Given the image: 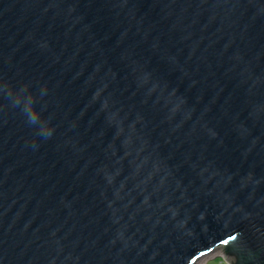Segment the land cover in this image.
Listing matches in <instances>:
<instances>
[{"label": "water", "instance_id": "95a60500", "mask_svg": "<svg viewBox=\"0 0 264 264\" xmlns=\"http://www.w3.org/2000/svg\"><path fill=\"white\" fill-rule=\"evenodd\" d=\"M264 264V0H0V264Z\"/></svg>", "mask_w": 264, "mask_h": 264}, {"label": "rangeland", "instance_id": "374dc122", "mask_svg": "<svg viewBox=\"0 0 264 264\" xmlns=\"http://www.w3.org/2000/svg\"><path fill=\"white\" fill-rule=\"evenodd\" d=\"M223 247H218L212 254L207 255L194 264H229L223 257Z\"/></svg>", "mask_w": 264, "mask_h": 264}, {"label": "bare ground", "instance_id": "6f19581e", "mask_svg": "<svg viewBox=\"0 0 264 264\" xmlns=\"http://www.w3.org/2000/svg\"><path fill=\"white\" fill-rule=\"evenodd\" d=\"M214 251H212V252H210V253H208V254H205L204 256H202L201 258H203V257H205V256H207V255H210V254H212ZM200 258V259H201Z\"/></svg>", "mask_w": 264, "mask_h": 264}]
</instances>
